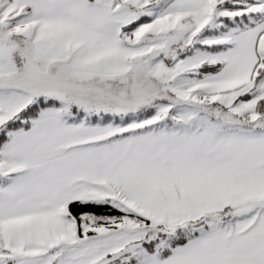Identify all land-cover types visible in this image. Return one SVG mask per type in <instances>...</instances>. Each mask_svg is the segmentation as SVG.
<instances>
[{
	"label": "snow or ice",
	"instance_id": "1",
	"mask_svg": "<svg viewBox=\"0 0 264 264\" xmlns=\"http://www.w3.org/2000/svg\"><path fill=\"white\" fill-rule=\"evenodd\" d=\"M0 264H264V0H0Z\"/></svg>",
	"mask_w": 264,
	"mask_h": 264
}]
</instances>
